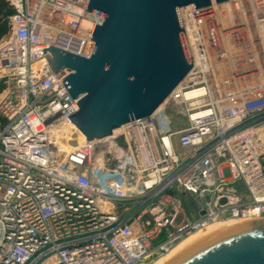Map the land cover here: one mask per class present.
Listing matches in <instances>:
<instances>
[{"label":"built area","instance_id":"built-area-1","mask_svg":"<svg viewBox=\"0 0 264 264\" xmlns=\"http://www.w3.org/2000/svg\"><path fill=\"white\" fill-rule=\"evenodd\" d=\"M7 1L0 264H150L212 223L264 219V0L181 8L192 68L150 117L69 152L60 142L79 99L61 79L72 71L54 74L42 54L52 45L89 58L102 19L90 0ZM169 105L185 127L173 128ZM230 182L244 200L225 192ZM186 193L202 204L178 223Z\"/></svg>","mask_w":264,"mask_h":264},{"label":"water","instance_id":"water-1","mask_svg":"<svg viewBox=\"0 0 264 264\" xmlns=\"http://www.w3.org/2000/svg\"><path fill=\"white\" fill-rule=\"evenodd\" d=\"M227 1L90 0L88 12L102 19L91 38V56L52 45L42 54L54 74L72 71L61 81L79 99L70 117L86 139H102L150 117L193 66L181 8ZM167 264H264V219L213 233Z\"/></svg>","mask_w":264,"mask_h":264},{"label":"bare ground","instance_id":"bare-ground-1","mask_svg":"<svg viewBox=\"0 0 264 264\" xmlns=\"http://www.w3.org/2000/svg\"><path fill=\"white\" fill-rule=\"evenodd\" d=\"M229 15V14H227ZM224 14L218 13V15H215L214 20H224ZM202 91H194L188 94L189 96L197 95L201 93ZM164 104V101L161 103V106ZM65 138V140H62L61 147L64 151H71L75 147H77L84 139L85 136L79 131L76 127H70L62 132V138ZM241 221V220H238ZM240 222H237L236 220H228V221H222L218 222L216 224H210L206 227H203L199 229L198 231L190 234L188 237H186L184 240H182L176 247H174L167 256L159 259L158 261H155L152 264H167L172 259H174L176 256H178L180 253L185 251L187 248L192 246L194 243L208 237L209 235L219 232L221 230H224L226 228L232 227L234 225L239 224Z\"/></svg>","mask_w":264,"mask_h":264},{"label":"rangeland","instance_id":"rangeland-1","mask_svg":"<svg viewBox=\"0 0 264 264\" xmlns=\"http://www.w3.org/2000/svg\"><path fill=\"white\" fill-rule=\"evenodd\" d=\"M7 1V0H6ZM181 109L176 105H169L167 112L172 120L173 128L175 130L181 129L182 127H185L187 125L186 118L181 114ZM225 192L230 194L233 198H236L238 200H244L247 197V192L243 184L239 182H230L225 186ZM202 204V201L196 196L192 195L190 193H186L184 195V210H183V216H180L178 219V223L181 221L182 217L186 216H192L193 218L198 217V210ZM222 221H228V220H222ZM220 221V222H222ZM237 222H245V221H238ZM218 222L212 223L216 224ZM194 233V232H193ZM188 236H185V238ZM185 238L181 239L175 247ZM161 258H156L151 261L150 264L154 263L155 261H158Z\"/></svg>","mask_w":264,"mask_h":264},{"label":"trees","instance_id":"trees-1","mask_svg":"<svg viewBox=\"0 0 264 264\" xmlns=\"http://www.w3.org/2000/svg\"><path fill=\"white\" fill-rule=\"evenodd\" d=\"M14 9L9 5L6 0H0V40L5 37L9 30V24L7 17L13 13ZM3 89V85H0V92Z\"/></svg>","mask_w":264,"mask_h":264}]
</instances>
